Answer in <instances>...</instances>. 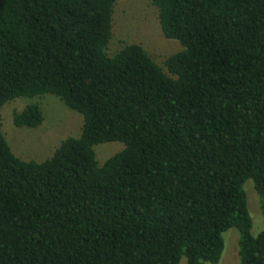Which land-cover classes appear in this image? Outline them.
Wrapping results in <instances>:
<instances>
[{
  "label": "trees",
  "instance_id": "1",
  "mask_svg": "<svg viewBox=\"0 0 264 264\" xmlns=\"http://www.w3.org/2000/svg\"><path fill=\"white\" fill-rule=\"evenodd\" d=\"M116 0H0V107L51 94L79 134L42 161L0 131V264H264L243 184L264 221V0H149L180 50L157 65L111 55ZM35 103L14 127L35 128ZM123 148L97 165L92 147Z\"/></svg>",
  "mask_w": 264,
  "mask_h": 264
},
{
  "label": "rangeland",
  "instance_id": "2",
  "mask_svg": "<svg viewBox=\"0 0 264 264\" xmlns=\"http://www.w3.org/2000/svg\"><path fill=\"white\" fill-rule=\"evenodd\" d=\"M124 44L139 45L160 67L167 56L180 50L177 41L163 37L156 9L149 0H116L111 13V32L107 53L111 55ZM35 103L42 113V121L35 128L14 127L11 116L25 104ZM81 117L67 108L51 94L36 95L31 98L19 97L4 103L0 107V131L11 152L22 160L42 161L51 155L59 142L66 137L79 134ZM120 142L95 144L92 149L97 165L120 151ZM246 196L247 212L251 219L250 234L264 230L257 196L249 180L243 184ZM223 250L216 264H236L237 232L231 227L221 234Z\"/></svg>",
  "mask_w": 264,
  "mask_h": 264
}]
</instances>
